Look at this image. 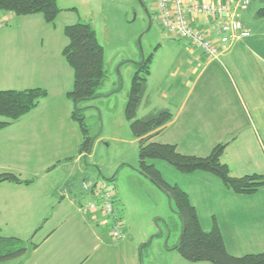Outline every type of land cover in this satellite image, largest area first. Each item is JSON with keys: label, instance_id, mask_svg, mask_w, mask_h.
Returning a JSON list of instances; mask_svg holds the SVG:
<instances>
[{"label": "crops", "instance_id": "1", "mask_svg": "<svg viewBox=\"0 0 264 264\" xmlns=\"http://www.w3.org/2000/svg\"><path fill=\"white\" fill-rule=\"evenodd\" d=\"M59 7L63 12L54 24L46 23L41 14H0V91L42 88L48 92L35 110L0 129V174L12 173L23 181L33 180L29 185L0 184V235L11 237L1 228L5 226L41 225V231L47 228L44 240L35 250L44 245L48 248L34 264L58 258L72 264L85 249L87 253L105 247L101 230L93 226L104 227L101 211L91 215L82 210L94 196L84 190L87 181L82 182V178L88 155L79 153L83 134L72 118L74 105L67 98L73 89L74 71L63 56L69 40L62 34L65 35V26L74 22L73 17H67V8ZM261 8L264 0H252L247 10L237 12L243 30L250 36L228 44L220 60H209L186 41L185 56L156 81L152 63L139 113L142 111L141 117H146L167 109L173 114L172 121L153 134L152 141L176 145L181 154L198 157H206L215 146L227 143L222 162L229 166L233 177L264 176V17L258 16ZM13 47L23 51L21 58L11 57ZM4 120L0 117V121ZM150 163L160 168L155 160ZM162 167L167 168L164 164ZM173 174L177 177L175 184L189 194L203 229L211 230L213 226L203 223L200 202L197 204L193 198V180L215 179L203 172L182 174L180 179ZM182 179L186 184H182ZM217 199L220 207L218 213L211 212V218L213 225H219L228 251L234 256L264 252V186L253 195L226 189ZM116 201L115 195L114 206ZM84 232H88L86 244L81 236ZM134 241L126 238L121 246ZM139 247L135 244V252L129 253L131 264L139 262Z\"/></svg>", "mask_w": 264, "mask_h": 264}, {"label": "rangeland", "instance_id": "2", "mask_svg": "<svg viewBox=\"0 0 264 264\" xmlns=\"http://www.w3.org/2000/svg\"><path fill=\"white\" fill-rule=\"evenodd\" d=\"M58 4L67 8V17H73L72 22L91 23L105 50L108 79L99 88V96L83 104L90 135L95 141L84 164L87 171L83 174L82 182L100 180L99 182L107 183L114 190L117 196L115 207L120 210V224L123 226V233L125 232L124 240H121L123 237L115 240L111 226L102 224L104 227L98 228L93 225L95 229L101 230L105 247L87 253L85 249V255L74 257L72 264H131L129 253L135 252V244H140L137 264H192L178 253L172 254L181 235V218L168 195L140 174L138 142L125 116L138 63L153 57V81H156L160 76L168 74L175 62L185 56L184 49L188 43L172 37L159 24L155 0H58ZM72 8L76 11H71ZM4 12L0 10V14ZM62 36L66 39L64 34ZM9 53L16 59L21 58L23 51L13 47ZM141 116L142 111L138 114L139 118ZM155 162L160 166L161 169L157 168L164 180L172 185L177 178L173 173L178 174V178L182 175L166 161ZM163 164L167 168L162 167ZM208 175L215 179L214 182L193 180L196 188L193 198L197 199V204L200 202L199 210L204 225L212 227L211 212L218 213L220 207L217 197L224 195L228 188L216 176L210 173ZM182 182L183 185L186 184V180ZM1 228L9 236L25 241L28 247V252L23 257L1 264H34L42 259L48 245L36 251L33 244H41L47 228L43 231L41 225ZM81 236L86 244L88 232ZM126 238L135 241L121 246ZM168 250L172 251L167 252ZM44 261L42 264H70L61 258L51 260L52 262L46 259Z\"/></svg>", "mask_w": 264, "mask_h": 264}, {"label": "trees", "instance_id": "3", "mask_svg": "<svg viewBox=\"0 0 264 264\" xmlns=\"http://www.w3.org/2000/svg\"><path fill=\"white\" fill-rule=\"evenodd\" d=\"M0 10L12 12L17 16L41 14L48 24H54L63 12L58 0H0ZM70 10L76 11L75 8ZM258 16L264 17V8L258 11ZM64 33L69 44L64 48L63 56L74 71L73 89L67 93V98L74 105L72 118L83 134L79 153L88 155L93 137L86 122L83 104L97 98L99 88L108 79L105 69V50L98 40L94 26L89 22L78 21L68 24ZM152 63L153 57H150L138 66L125 116L134 138L138 140L140 174L168 195L181 218L182 231L174 250L185 260L193 263L264 264V252L243 256L232 255L226 247L219 225L215 222L211 230L205 231L189 194L178 185L166 182L160 170L154 164H150L154 160H163L182 174L210 173L219 178L229 190L239 195H253L264 186V176L252 174L233 177L231 175L229 166L222 162L227 143L218 144L206 157H198L181 154L176 145L152 141L153 134L159 132L173 119V114L167 109L146 117H138L147 92ZM47 96V90L42 88L0 91V117L5 118L4 121H0V129L8 127L35 110L41 100ZM5 182L29 185L33 180L23 181L12 173L0 174V184ZM38 247L39 245L33 244L34 250ZM27 252L25 241L0 235V264L23 257Z\"/></svg>", "mask_w": 264, "mask_h": 264}, {"label": "built area", "instance_id": "4", "mask_svg": "<svg viewBox=\"0 0 264 264\" xmlns=\"http://www.w3.org/2000/svg\"><path fill=\"white\" fill-rule=\"evenodd\" d=\"M252 0H155L159 24L172 37L200 49L209 60H220L232 41L250 36L243 30L237 12L247 10ZM94 199L82 210L91 215L101 211L103 224L112 228V237H123L119 212L114 206V190L107 183H84ZM94 218H98L94 216ZM98 220V219H97ZM98 222V221H97Z\"/></svg>", "mask_w": 264, "mask_h": 264}, {"label": "water", "instance_id": "5", "mask_svg": "<svg viewBox=\"0 0 264 264\" xmlns=\"http://www.w3.org/2000/svg\"><path fill=\"white\" fill-rule=\"evenodd\" d=\"M151 25H152V20H151V18H150V27H151ZM144 61H145V59H143L140 63H138V66L142 65ZM94 141H95V140L93 139V140H92V144H91V148H90V153H91V151H92Z\"/></svg>", "mask_w": 264, "mask_h": 264}]
</instances>
